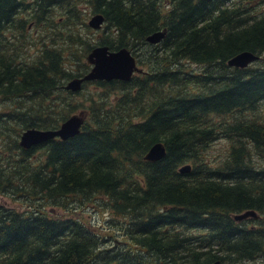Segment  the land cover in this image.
Wrapping results in <instances>:
<instances>
[{
    "label": "trees",
    "instance_id": "obj_1",
    "mask_svg": "<svg viewBox=\"0 0 264 264\" xmlns=\"http://www.w3.org/2000/svg\"><path fill=\"white\" fill-rule=\"evenodd\" d=\"M68 2L0 0V99L9 102L0 110V196L18 206L0 204V264H264V120L248 117L264 101V57L226 64L241 51L264 54V13L249 11V0L82 2L103 16L96 43L132 48L137 67L135 48L147 46L146 69L127 81L94 80L118 90L107 110H92L71 137L23 149L24 129H55L73 112L74 93L62 86L89 70L82 57L93 44L78 35L81 49H72L70 32L88 26L71 20L81 14ZM27 7L35 23L50 21L55 7L67 19L64 37L29 61L27 20L16 17ZM161 29L159 42L145 41ZM156 142L164 155L144 160ZM70 203L107 212V233L48 213ZM245 210L258 217L232 219Z\"/></svg>",
    "mask_w": 264,
    "mask_h": 264
},
{
    "label": "rangeland",
    "instance_id": "obj_2",
    "mask_svg": "<svg viewBox=\"0 0 264 264\" xmlns=\"http://www.w3.org/2000/svg\"><path fill=\"white\" fill-rule=\"evenodd\" d=\"M249 1H250L249 11H251L253 14L264 13V0H249ZM67 3L68 2H66L64 5H67ZM74 7L80 10L81 17L76 18L75 16H72L71 20L73 22L80 21V22L85 23L88 17L90 16V13H91L90 9H86L85 7H82V4L80 3L75 4ZM55 9L56 10L53 11L51 15L50 21L46 20L42 27L34 26L32 32L31 31L29 32L30 33V36L28 37L29 41L26 39L23 40L24 46L22 47L25 48V50L24 49L23 50L26 52V58H25L26 61L31 60L32 57L37 54L36 51L40 49V47L42 46V43L46 42L47 44H49L50 38H52L51 40L52 43L59 42L60 38L64 37L63 35L60 36V31H62L61 23L67 21V19H65L66 18L65 15L59 12L60 9L58 8H55ZM58 17H61V20H59ZM55 19H58L56 21L57 23L52 24L51 21ZM101 30L102 29L91 30L89 27L85 29L83 25L74 24V26L72 27V30L70 31L71 33H73V36L71 38V43H72L71 48L73 49L75 47L78 51L81 49V46H77L75 43L78 35L82 40H85V41L88 37L87 41L89 43L94 44L95 42L98 41L100 35L102 34ZM111 30L112 28H109L108 31L110 32ZM63 32H64V29H63ZM104 33H107V31L106 32L104 31ZM85 35H87V37H85ZM114 37H115L114 32L108 33V35L106 36V39L107 41L113 40ZM109 50H113V49L109 48ZM135 52L137 53L138 58L142 60L141 65L138 66V68L146 69L145 60H146V56L149 53L148 47L143 45L140 48H135ZM131 55L134 57V54H132V52H131ZM262 57H264V54L260 55V58ZM82 61H84V56L82 57ZM180 67L183 70L197 71V72L202 69L201 65L190 64L187 62H182L180 64ZM141 69H139V71L136 73H139ZM73 71H75V66L73 68ZM92 82L94 81H91V82L87 81L86 83H84L83 84L84 87L80 88L78 93L72 94L70 98L72 99V101H74L73 102L74 104L77 103V106L74 108L73 112L70 113L69 115L82 113L84 116L83 122L88 121V116L92 112V110H95V111L96 110H99V111L107 110L109 108L108 103L110 102L111 97L118 93L117 89L108 91L105 85L99 86ZM7 105H9V102L4 103V101L0 99V110L4 109ZM248 117H250L251 119H256L258 121L264 120V101L259 104L258 110L256 111V113L248 114ZM2 151H3V147L0 142V153H2ZM220 151H221L220 142H218L214 145L213 150L211 151L210 155L216 156L219 154ZM40 154H41V150H35L31 156L30 162H34L40 156ZM5 161L6 160H3V162ZM2 202H5L6 204L11 205L12 207L18 208L16 204H11L12 200H9L5 197L0 196V204ZM87 205H84V206L82 204L73 205V203H70L68 204V208L60 209V210L57 209V210H53L52 212L48 211V213L51 215H59L58 217H60V215L63 217V215L65 214V218L77 220L84 224L88 223L89 229L97 232L99 235H105L107 233L106 224L110 222L111 216L107 212L95 210L93 209V207L91 206L88 207ZM118 239L120 240V238Z\"/></svg>",
    "mask_w": 264,
    "mask_h": 264
},
{
    "label": "water",
    "instance_id": "obj_3",
    "mask_svg": "<svg viewBox=\"0 0 264 264\" xmlns=\"http://www.w3.org/2000/svg\"><path fill=\"white\" fill-rule=\"evenodd\" d=\"M103 22V16L100 13H95L87 20V26L93 30H98ZM90 28V29H91ZM165 34V29L154 31L145 37V41L149 44H156ZM258 56L250 51H241L230 57L226 64L234 68H245L247 65L254 62ZM86 62L91 64L89 70L80 77H74L66 81L62 86L64 90L69 92H77L81 88L83 82L94 80L110 81L120 80L127 81L134 72H138L135 59L130 51L125 47L116 50H109L106 45H98L93 47L86 55ZM84 116L82 113L72 114L59 123L55 129H24L18 138V145L23 149H28L33 145H37L47 140L58 138L64 140L78 133L80 126L83 123ZM164 155V148L161 142L152 144L146 153L143 155L144 160L155 161ZM189 165L184 164L178 168V172L186 173L189 170ZM256 218L257 215L253 210H245L241 213L232 215V219L240 221L246 217ZM211 264H219V261H214Z\"/></svg>",
    "mask_w": 264,
    "mask_h": 264
},
{
    "label": "flooded vegetation",
    "instance_id": "obj_4",
    "mask_svg": "<svg viewBox=\"0 0 264 264\" xmlns=\"http://www.w3.org/2000/svg\"><path fill=\"white\" fill-rule=\"evenodd\" d=\"M68 1H72V3H75V2H78V3H80V4H82V7H85L86 9H90V8H88L84 3H82V2H89V1H91V0H60V2L62 3V5L63 6H65L64 4L66 3V2H68ZM67 5H69V2L67 3ZM56 8V7H55ZM58 9H60V11L59 12H61L63 15H64V12L61 10V8H58ZM27 11H22L20 14H19V16H16L17 18H20L21 20H27V21H24L23 23H24V28L22 29V34L24 35V36H22V38H23V40H28V37L30 36V31L32 32V30H33V27L35 26V27H42L43 26V23H44V21H45V17L44 16H42L41 18H42V21L41 22H39V23H35V21H34V18H36V17H33L32 18V16L31 15H28V14H30V12H29V7H27V9H26ZM56 10V9H55ZM91 10V9H90ZM29 12V13H28ZM94 13H90V16L91 15H93ZM89 16V17H90ZM89 17H88V19H89ZM58 19L59 20H61V17H58ZM87 19V20H88ZM87 20H86V25H87ZM102 24H103V22H102ZM102 24H101V27H102ZM100 27V28H101ZM91 28V27H90ZM99 28V29H100ZM98 29V30H99ZM91 30H93L92 28H91ZM88 40V37H87V39H86V41ZM29 41V40H28ZM92 44V43H91ZM98 45H104V44H97L96 42L93 44V46L89 49V51L85 54V57H84V61L86 62V55L90 52V50L93 48V47H95V46H98ZM108 47V46H107ZM122 46H120V47H117V48H112L113 50H116V49H118V48H121ZM126 49H128L129 51H131L132 52V54L134 53V50L132 49V48H127V47H125ZM109 49V48H108ZM130 52V53H131ZM86 64L89 66V68L91 67V64H89V63H87L86 62ZM79 77V76H78ZM80 90V89H79ZM73 93H75V92H73Z\"/></svg>",
    "mask_w": 264,
    "mask_h": 264
}]
</instances>
